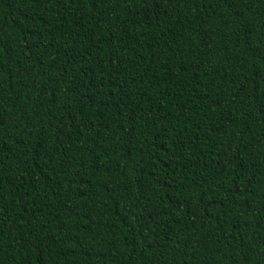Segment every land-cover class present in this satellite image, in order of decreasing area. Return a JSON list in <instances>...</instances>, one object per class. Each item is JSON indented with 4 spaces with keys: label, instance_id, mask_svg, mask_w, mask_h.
Returning <instances> with one entry per match:
<instances>
[{
    "label": "trees",
    "instance_id": "obj_1",
    "mask_svg": "<svg viewBox=\"0 0 264 264\" xmlns=\"http://www.w3.org/2000/svg\"><path fill=\"white\" fill-rule=\"evenodd\" d=\"M0 264H264V0H0Z\"/></svg>",
    "mask_w": 264,
    "mask_h": 264
}]
</instances>
